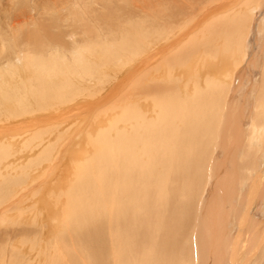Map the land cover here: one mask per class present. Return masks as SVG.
<instances>
[{
    "label": "bare ground",
    "instance_id": "6f19581e",
    "mask_svg": "<svg viewBox=\"0 0 264 264\" xmlns=\"http://www.w3.org/2000/svg\"><path fill=\"white\" fill-rule=\"evenodd\" d=\"M225 1L44 0V7L32 3L29 24L0 20V118L6 120L49 111L55 100L74 106L84 95H101L89 102L96 106L134 75L132 66L143 65L184 35L191 38L171 53L152 82L142 71L144 77L131 85L119 111L108 116L106 129L96 120L98 125L90 126L86 134L94 151L75 164L73 183L56 198L64 205L61 215L54 212L61 232L48 242L42 237L48 234L43 230L51 211L43 194L35 203L34 222L40 226L35 238L21 211L2 215L27 179H17L7 167L5 172L12 149L9 141L0 142V264H30L23 254L30 239L47 264H236L240 254L243 264H264V219L251 215L257 199L264 200V61L258 64L262 76L248 127L243 122L250 101L239 105L231 97L232 71L213 78L212 72L202 79L195 75L193 92L178 88L177 62L182 68L202 50L211 57L202 67H216L222 59L216 36L224 39L226 53L234 47L241 53L254 11L264 6V0H238L239 6L231 7ZM142 91L146 100L151 98L143 104L149 110L141 107ZM88 101L77 110H93ZM44 134L34 135L41 152L35 160L52 164L58 150L49 148L53 142L47 145ZM38 161L32 162L39 166ZM212 178L215 183L204 197ZM12 217L17 223L10 222Z\"/></svg>",
    "mask_w": 264,
    "mask_h": 264
},
{
    "label": "rangeland",
    "instance_id": "374dc122",
    "mask_svg": "<svg viewBox=\"0 0 264 264\" xmlns=\"http://www.w3.org/2000/svg\"><path fill=\"white\" fill-rule=\"evenodd\" d=\"M12 1L14 4L12 3ZM40 1L41 0H19V1L18 0L17 1L16 0L15 1L14 0H0V11H1L0 12V14H1L0 20H3L4 22L9 21L12 23H13V21H15V22L21 21V24H25V23L29 24L30 23L29 15H30V9L32 7V3L35 2L36 5L42 4L44 7V0H42L43 1L42 3H40ZM240 1H239V4L242 3ZM237 2H238V0H236L235 2H233L231 0H226L225 4H229V6H230V3H231L232 6L233 5L235 6V4H237ZM11 3L14 6L17 5L16 6L17 8L12 7ZM217 5H220V3H213L212 4V6H215V7H218ZM8 11H9V13H8ZM10 11L12 14L10 13ZM16 12L17 13L19 12V13L17 14ZM254 12L255 13H254V17L252 16L253 23H252V26H251V29L249 32V37L246 40V44L243 47L242 52L239 53L241 55L243 53L242 56L239 55L238 52L235 50L236 47H234L233 50L228 51L226 53V50H228V48L225 46L224 39L221 36L220 37L216 36V37H218L217 41H216L217 47L221 48V50H222L221 62H219V64H217L216 67L213 65H211V66L207 65V68L202 67L205 60L211 59V57H209L208 54L202 50H199L197 53L192 55L193 58H190V61H189L190 64L187 63L186 66H183L182 68H178L179 67L178 62L175 65L177 67V72L176 71L175 72L177 73V77L179 78L178 88L181 90H184V91L188 90L189 92H193V85H194V80H195L196 76H198L202 79V77L206 78V75H208L207 72H212V75H211V73H210V75L213 78V77H217L218 74L223 76V73L232 71L234 81L232 83L233 85H232L231 97H233V99H235L237 101V103L239 101H240V103H242V104L238 103L239 105H244V103H246L244 101H248V102L250 101V103L248 104V106H249L248 112L247 113L245 112V114H247V116L243 122L244 127H248L251 124V119L249 116H250L251 108L254 105V101H255L254 98L256 97L257 89H258V87L257 88H255V87H256V85L260 84L261 76H262V74H261L262 73V67L260 66L261 65L260 64L259 65L261 67V69H260L258 64L260 62L262 63L264 61V19H263L264 18V6L259 7ZM17 17H18V19H16ZM27 20H28V22H27ZM44 21L45 20L43 19V24H44ZM35 23H38L36 25H39L42 23V21L36 20ZM259 27H261V29ZM260 31H262V32H260ZM28 32H30V31H28ZM21 36L23 39H28V38L30 39V37H29L30 34H28L27 36H25V34L21 35ZM42 37L43 38H40V39L44 42L45 37L44 36H42ZM54 37H56V36H54ZM186 37H187V35H184V37L180 41H177L176 44L178 42H182L183 40H185ZM68 40H69V42L71 41V39H68ZM190 40H191V38L189 37L188 39H186V41H184V43H182L180 46H177V47H175V45H176L175 43L171 44L170 46H167L164 49L165 51H161L160 49H158L156 52L153 53V56L150 59L151 61L149 60L146 63H144L143 65L132 66L133 70H131V72L133 71L132 74L134 73V75H132V77L130 76L126 81H124V83L113 88V90L111 89L110 91L105 93L107 96L105 95L104 97H107V98H104L102 101H98L99 103H96V106L95 105L93 106L92 103H94L95 100H97V98L99 99L101 97V95H100V97L96 96L97 97L96 99H95V96L93 98V97H89V95L88 96L84 95V96L80 97V98H82L81 101L79 103H76L77 105H74V106H72V105L75 102L69 103L70 105L69 104L65 105V104H60V103L58 104V102L55 100L56 103L54 101L52 104L50 103V105L48 106L50 108L49 111L48 110H44V111L34 110L33 112H31L30 116H27V117L23 116V115L14 116V117H11V119L9 118L10 121L6 120V118H4V117L0 118V121H1L0 122V142H3L4 140L9 141L10 142L9 148H10V150L12 149L11 152L13 153V154L11 153V155L9 157L10 160H9V158L6 160V162H5L6 165L4 167L5 168L4 170L6 172L8 170V169L6 170V167L10 168L9 169V170H11L10 172L11 173L14 172L15 177L17 179L19 178L21 181L24 180L25 178L27 179V180L25 179L26 183H24L25 181H22L18 185V187H19L17 190L18 194L13 198V200L5 208L2 209V215L3 216H6V215H13L14 216V215L20 213V211H21L23 214V217H22L23 219H21V220L24 221L26 228L29 229L28 232H30V234H29L30 237L35 238L36 230L40 229V226L35 224V222H34V219H35L34 215H36V211L39 208V206H37V204H35V203H36L37 198L42 196V194H43L44 200L46 197L45 203H46L48 209L51 211V213H50L51 216L49 217V219L47 218L45 220L46 223H44V224L46 227L43 230V231H45L44 234L48 233V234H50V236L48 234H45V235H43L42 238H44V239L48 238L47 239V242H48L51 240V238L53 236L58 235L61 232V230H60L61 227L59 228V226H61L60 225L61 222L58 219H56V215L54 214V212L56 210L61 215V212L63 210L62 208L64 207V205L61 204L60 201H57L56 198H58L61 195L63 196L64 195V189H66L65 190V192H66L70 188L71 184L73 183L72 179L74 180L73 177L75 175V172H74L75 169L73 167L74 166L76 167L75 164L81 163V161L85 160L86 156L92 155L91 153H93V152H89L90 150L94 151L93 146L90 142V139L88 138V136L86 134L88 129L91 128L90 126H92L93 124H96V122L99 121V122H102V125H105L104 127L102 126L103 129H101V130L106 129L108 126L107 122L109 121L107 119L108 116H110V114L115 112V111H119V108H118L119 104L124 102V97H126V95H128V93L130 92L131 85L134 83L135 80L142 79V77H140L143 74L142 71L144 70L143 72L145 74H143V75L146 76L147 78H149V80H147V83L152 82V80H154L156 78V76L160 73L161 70H159V68L161 69V67L164 64L165 65L167 64V61H168L169 57L171 56V53L176 51V50H179L181 48V46H183V45H188ZM25 48L30 49V46L25 45ZM46 48L44 46L43 51L48 49V48L47 49ZM173 48H175V49H173ZM230 52H231V54H230ZM218 56H219V53H218ZM261 57H263L262 58L263 60H261ZM236 60H238L239 62ZM191 63H194V64H192V66H190ZM216 63H218V62H216ZM177 64H178V66H177ZM181 69L183 71H181ZM216 69H218V70H216ZM156 70L159 71V72L157 71L158 74H156ZM196 70H197V73H196ZM115 71L116 70L109 72L110 76L113 74H116ZM163 72H164V70H163ZM111 85H109V86H111ZM153 87H154V84L149 89V92L153 89ZM106 89H108V87ZM104 91H106V90H104ZM143 92L144 91H142L139 94V96L143 97L140 100V104H141V107L143 110H149L150 105L148 107H146L147 108L146 109V108H144L143 104L144 103L148 104V100H151V98L146 100L144 97L145 94ZM250 92H252V93H250ZM102 94H104V92ZM84 98L89 100L87 102V106H89V108L93 107V110L90 109L88 112L87 111L85 112L83 110L85 108L80 109V111L77 110L78 109L77 107H79V104H81L85 100ZM93 100H94V102L89 103ZM54 103L57 104L56 107H55ZM115 105H116V107H115ZM69 106H72L74 109H72V107H70L68 109ZM75 108H76V110H75ZM115 108H116V110H115ZM81 111H82V113H81ZM35 114H36V116H35ZM37 114L38 115L40 114V115L38 116ZM87 114H89V115L87 116ZM31 116H32V118H31ZM82 119H83V121H82ZM95 120H96V122H95ZM104 120L106 121L105 123H104ZM80 122H81V126H80V124L78 125V123H80ZM71 124L73 125V127H71V128H73L72 130L70 129ZM96 125H98V124H96ZM50 127H51V129H49ZM66 129H67V131H66ZM101 130H98L96 132V136ZM38 132H44L45 133L43 135L45 137V141H49L47 143V145L53 144L55 146L54 147L52 145L49 148H56L55 152L58 150L57 151L58 153L56 154L58 156H55L56 160L54 161V163H52L54 166H49L52 164H49V162H47V161L43 162L44 164L39 163V161L41 159L40 146L38 143L39 139H38V136H34ZM30 135H32V136H30ZM86 136L88 139L86 138ZM33 140H35V141H33ZM51 141L53 142L52 144H51ZM32 144H34V146ZM36 146L39 148H37ZM0 147H1V145H0ZM84 147H86L85 148L86 151L84 149H82ZM37 149H39L40 153L38 152ZM87 152H89V153H87ZM218 153H219V154H217L218 159H219V157L222 158L223 157L222 148L219 149ZM83 154L85 155V157H82V156H84ZM35 158H38L39 161L37 159L35 160ZM81 158H84V159L81 160ZM76 160L78 163H76ZM32 161H34V162L38 161L39 166L36 165L37 163H34ZM30 163L31 164L33 163L36 166H34L33 164H32L33 166L30 165ZM9 165L14 167L15 169H12V167H10ZM26 165L29 169L31 167L34 169L31 168L29 170L26 167ZM37 167L39 168V170ZM27 169L29 170V172L32 171V173L31 172L29 173L28 171H26ZM25 171H26V173H25ZM19 172L20 173L22 172V173L18 174ZM27 173H28L29 177H28ZM30 174H32V175H30ZM70 175H72V176H70ZM174 177L176 178V180L178 182L180 181V177H178V176H174ZM22 183L26 184V187L27 186L28 187L27 188L24 187L25 185L22 186L23 185ZM214 183H215V178H212L211 185H209L206 188L207 191L205 192L204 197H206L208 194H210V191L212 190ZM57 188H59V189H57ZM45 190H47V191H45ZM244 192L245 191H243L242 195H245ZM57 193H58V195H57ZM36 195H38V196H36ZM60 199L63 200L64 197H60ZM260 199L261 198L257 199V201L259 203L257 204V202H255L254 207H252V209H251L252 210L251 215H253L254 218H257L259 221L264 219V200H260ZM261 201H263V202H261ZM62 205H63V207H62ZM228 207L230 208L231 206L228 205ZM237 208H238V206H237ZM45 213L47 215V209L44 210L42 217H44ZM13 218L16 219V217H12L10 222L11 223L12 222L17 223L18 218H17V220H14ZM61 218L62 217L60 216V219ZM7 225L9 226L10 224L7 223L5 226H3V228L6 227ZM21 228H22L21 225L16 227V229H21ZM48 231H50V232H48ZM19 244H21V241ZM29 244H30V246H29ZM41 244H43V241H41ZM39 248H40V246H39ZM39 248H38L37 244L34 248H32V239H30V242H28L26 244V249L25 248L23 249V251H24L23 254L26 255V252H27V254L29 255L28 257H29L30 264H47L45 259L43 258L44 257L43 253H39V250H36ZM40 250H41V248H40ZM258 257H261V256L257 255V258ZM243 258H244V255L240 254L238 256V258L236 259V264H243V262H244ZM210 262H208V264H213V262H211V263Z\"/></svg>",
    "mask_w": 264,
    "mask_h": 264
}]
</instances>
